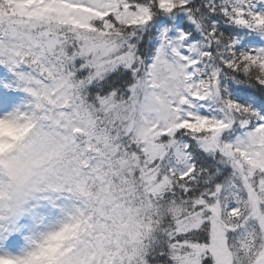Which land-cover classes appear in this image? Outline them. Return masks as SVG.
<instances>
[{"label": "snow or ice", "instance_id": "snow-or-ice-1", "mask_svg": "<svg viewBox=\"0 0 264 264\" xmlns=\"http://www.w3.org/2000/svg\"><path fill=\"white\" fill-rule=\"evenodd\" d=\"M5 125L70 174L0 264H264V0H0Z\"/></svg>", "mask_w": 264, "mask_h": 264}, {"label": "clouds", "instance_id": "clouds-1", "mask_svg": "<svg viewBox=\"0 0 264 264\" xmlns=\"http://www.w3.org/2000/svg\"><path fill=\"white\" fill-rule=\"evenodd\" d=\"M0 130L9 131L6 125ZM69 174L67 156L50 140L32 134L14 142L0 153V219L11 217L22 223L27 218L39 226L40 207L52 205Z\"/></svg>", "mask_w": 264, "mask_h": 264}, {"label": "rangeland", "instance_id": "rangeland-1", "mask_svg": "<svg viewBox=\"0 0 264 264\" xmlns=\"http://www.w3.org/2000/svg\"><path fill=\"white\" fill-rule=\"evenodd\" d=\"M50 213H52L50 210L46 211L43 208V206H41L40 212L38 213V215L42 216L43 223L40 224L39 226H37L33 222V223H28V224L22 225L20 227L21 230L22 229L23 230H22V232L21 231H17L16 232V237L19 235L18 236V242H19V245L21 247H24V246L27 245L30 236L38 235L43 228L49 227L55 222V220L57 218V214L54 215V214H50Z\"/></svg>", "mask_w": 264, "mask_h": 264}]
</instances>
